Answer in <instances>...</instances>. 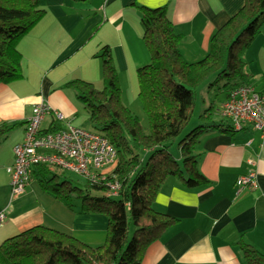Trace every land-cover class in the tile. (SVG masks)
Masks as SVG:
<instances>
[{
	"label": "crops",
	"instance_id": "obj_1",
	"mask_svg": "<svg viewBox=\"0 0 264 264\" xmlns=\"http://www.w3.org/2000/svg\"><path fill=\"white\" fill-rule=\"evenodd\" d=\"M244 3L245 0H40L45 9L43 17L17 44L22 53L23 76L0 82V123L15 125L0 142V211L7 214L0 226V245L35 225L67 232L94 246L107 238V216L82 211L75 202L71 207L48 192L34 176L37 166L25 193L12 199L8 167L14 162V146L24 138L25 122L35 104L47 101L52 107V113L42 123L45 130L68 123L84 127L91 120L90 113L68 83L83 79L103 88V61L97 53L104 45L112 51L120 82L123 74H131L151 61L137 5L166 6L175 31L181 35L183 56L195 62L206 57L214 33ZM244 60L246 76L241 83L264 93V27L245 50ZM230 89L231 85L217 108L206 99L203 105L209 102L206 108L213 105L215 114L221 117L220 109ZM55 111L62 112L65 119L58 121ZM199 139L196 151L208 182L189 188L178 177H168L154 207L176 221L148 246L141 264H248L241 240L264 254V139L260 131L252 125L232 132L212 129L203 131ZM252 169L257 171V186L238 190L237 178Z\"/></svg>",
	"mask_w": 264,
	"mask_h": 264
},
{
	"label": "trees",
	"instance_id": "obj_2",
	"mask_svg": "<svg viewBox=\"0 0 264 264\" xmlns=\"http://www.w3.org/2000/svg\"><path fill=\"white\" fill-rule=\"evenodd\" d=\"M137 6L151 51V61L138 68L139 96L148 126L123 103L112 51L104 45L97 53L103 59L104 87L83 79L68 84L88 108L92 125L116 147V164L96 181L85 179V188L67 178L59 180L64 170L58 166L38 165L34 171L42 186L67 205L72 207L74 198H81L82 211L105 214L106 241L94 246L67 232L35 225L1 243L0 264H141L148 246L176 221L154 207L164 182L173 176L189 188L206 184L196 151L200 134L212 129L239 130L221 111L219 120H211L217 111L212 105L202 115L210 122L185 132L202 84L213 77L214 82L225 80L224 85L231 89L243 82L244 52L264 27V0H245L214 33L206 57L195 62L183 56L181 35L175 31L166 6ZM44 12L40 0H0V82L23 76L17 44ZM14 126L0 123V142ZM176 141L178 155L170 151ZM239 244L248 264H264V254L256 247L242 240Z\"/></svg>",
	"mask_w": 264,
	"mask_h": 264
},
{
	"label": "built area",
	"instance_id": "obj_3",
	"mask_svg": "<svg viewBox=\"0 0 264 264\" xmlns=\"http://www.w3.org/2000/svg\"><path fill=\"white\" fill-rule=\"evenodd\" d=\"M220 111L235 129L252 125L264 139V93L251 84L240 83L233 87ZM50 113L52 107L47 101L35 104L25 122L24 138L14 146L15 159L8 167L12 199L25 193L33 170L38 165L58 166L84 179L96 181L101 177L100 174L107 172L117 162L116 147L98 131L71 123L64 128L46 131L42 123ZM54 113L58 121L65 119L62 112ZM256 177V169L239 176L236 180L237 189L255 188ZM6 218V211H0V226Z\"/></svg>",
	"mask_w": 264,
	"mask_h": 264
},
{
	"label": "rangeland",
	"instance_id": "obj_4",
	"mask_svg": "<svg viewBox=\"0 0 264 264\" xmlns=\"http://www.w3.org/2000/svg\"><path fill=\"white\" fill-rule=\"evenodd\" d=\"M214 81H215V77L211 78L209 82H205L206 86H204V88L202 89L198 88L196 108L194 109V113L191 118L190 125L186 129L185 132L190 131L191 129L197 127L198 125L208 124L210 120H206L202 117L205 110L207 109L206 107L210 106L209 104L214 102L215 107L217 108V106L221 105L222 101L225 99V96H226L225 91H226L227 86H225L224 83L226 81L225 80H222L220 82H214ZM120 85H121L120 95H121L123 103L126 106H128L139 117L143 125L148 126L149 118L144 108V105L142 103V100L139 96L140 84H139L138 70L136 69L131 74L130 73H127V75L123 74ZM100 86L104 87V78ZM204 99H206L207 101H210V103L208 102L206 106L203 105ZM85 113L87 114V112ZM220 118H221L220 115L214 113L211 120L217 121ZM227 119L228 118H226V120ZM84 127L88 128L89 130L99 131L92 125L91 120H88L87 122H85ZM170 151L176 155L179 154L180 149H179V145L177 141L174 142L172 145H170ZM63 170H64L63 172L60 171L61 176L59 180L63 178H67L69 180H72L74 184H77L80 187L85 188L84 178H82L81 176L77 175L76 173L72 171L65 170V169ZM109 170L110 169H107L106 171H109ZM82 201L83 200L81 198H74V202L78 205H81ZM130 228H131L130 235H132L133 230H134L133 225H131Z\"/></svg>",
	"mask_w": 264,
	"mask_h": 264
}]
</instances>
